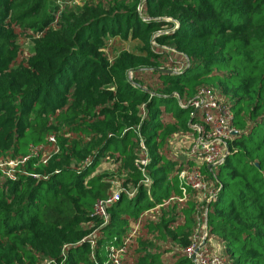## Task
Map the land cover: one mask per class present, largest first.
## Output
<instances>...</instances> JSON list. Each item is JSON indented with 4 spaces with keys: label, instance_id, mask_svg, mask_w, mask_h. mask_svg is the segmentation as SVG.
I'll return each mask as SVG.
<instances>
[{
    "label": "trees",
    "instance_id": "obj_1",
    "mask_svg": "<svg viewBox=\"0 0 264 264\" xmlns=\"http://www.w3.org/2000/svg\"><path fill=\"white\" fill-rule=\"evenodd\" d=\"M71 1L0 0V264H111L144 213L121 264H193L199 225L225 264H264V0ZM106 37L133 44L109 60ZM201 88L235 133L200 168L213 198L177 202L169 141Z\"/></svg>",
    "mask_w": 264,
    "mask_h": 264
},
{
    "label": "built area",
    "instance_id": "obj_2",
    "mask_svg": "<svg viewBox=\"0 0 264 264\" xmlns=\"http://www.w3.org/2000/svg\"><path fill=\"white\" fill-rule=\"evenodd\" d=\"M71 2L78 4L74 0ZM176 70L177 68H172L170 72ZM186 105L193 109V112H197L200 115L202 122L199 124H188L191 129L189 133H179L173 136V138L183 136V139H187V163L189 164L187 167L181 168L177 173V179L183 185V189L181 191V198L176 199V201L182 202L185 199L187 188L196 193L199 202L203 200L207 201L213 198L215 191L208 188L200 168L211 166L209 170H212L224 159L226 143L235 133L232 113L224 100L217 97L213 91L204 88L199 89L195 97ZM47 141L52 143L53 138L50 136L47 138ZM32 149V153H36L40 147ZM26 159L24 158L21 162ZM46 159L43 158L42 162L45 163ZM15 165L14 162L8 161L0 164V168L4 166L7 170L3 174L7 178H11L12 172L10 169ZM117 193L118 190L115 189L108 200L98 202L95 205L94 214L97 217L105 220L104 207L116 200ZM144 214L139 216L136 222L129 225L121 246L109 248L108 260L111 264H121L127 246L133 242L139 229V222ZM201 229L202 236L204 237V227H201ZM199 245L200 243L196 245L195 239L192 236L191 244L181 252L190 260L193 257V264H225L224 259L208 251L204 243L195 252L194 250Z\"/></svg>",
    "mask_w": 264,
    "mask_h": 264
},
{
    "label": "rangeland",
    "instance_id": "obj_3",
    "mask_svg": "<svg viewBox=\"0 0 264 264\" xmlns=\"http://www.w3.org/2000/svg\"><path fill=\"white\" fill-rule=\"evenodd\" d=\"M75 2H77L78 4L81 2H84L85 0H74ZM21 46L24 48H28V41L27 40H22L21 42ZM133 43H130L126 40H122L120 38H105L104 39V51L103 53L107 56V58L109 60L113 59L118 53L122 52V51H127L128 49H130V47L132 46ZM173 59V58H172ZM175 68L178 67V65H173ZM172 67V66H171ZM186 143H187V139H183V136L180 137H175L172 140L169 141V154H168V158L172 161L175 160L177 163H180V167L181 168H185V163L187 161V149H186ZM151 215H149V213H146L145 215H143L141 217V220H146V219H150ZM200 224V223H199ZM200 225L198 230L194 231L193 233V238L195 239V243L196 245L198 243H200L202 241V239L204 240L205 243V238L202 236V229L200 231ZM206 247L208 248V250L213 253L216 254L218 256H222V249H221V245L219 243V241L215 238V237H210L208 240H206ZM167 258L169 257V255L166 256ZM224 258V257H223ZM225 259V258H224ZM124 264H129V256H126V258L123 261Z\"/></svg>",
    "mask_w": 264,
    "mask_h": 264
},
{
    "label": "water",
    "instance_id": "obj_4",
    "mask_svg": "<svg viewBox=\"0 0 264 264\" xmlns=\"http://www.w3.org/2000/svg\"><path fill=\"white\" fill-rule=\"evenodd\" d=\"M226 154H227V147H226V149H225V155H224V157L226 156ZM206 168L209 170V169H211V166H207ZM203 243H204V240L202 239V241L200 242V245H199L194 251L196 252L197 249H198ZM191 261L194 262V258H193V257H192Z\"/></svg>",
    "mask_w": 264,
    "mask_h": 264
},
{
    "label": "crops",
    "instance_id": "obj_5",
    "mask_svg": "<svg viewBox=\"0 0 264 264\" xmlns=\"http://www.w3.org/2000/svg\"><path fill=\"white\" fill-rule=\"evenodd\" d=\"M145 215V214H144Z\"/></svg>",
    "mask_w": 264,
    "mask_h": 264
}]
</instances>
